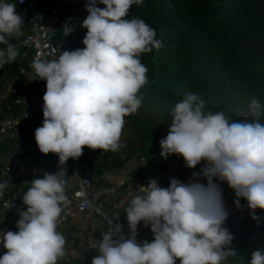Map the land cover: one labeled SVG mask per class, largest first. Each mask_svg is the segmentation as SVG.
I'll list each match as a JSON object with an SVG mask.
<instances>
[{
    "label": "clouds",
    "instance_id": "obj_1",
    "mask_svg": "<svg viewBox=\"0 0 264 264\" xmlns=\"http://www.w3.org/2000/svg\"><path fill=\"white\" fill-rule=\"evenodd\" d=\"M143 2L87 0L88 15L81 24L87 29L82 39L85 47L64 50L53 60H33L36 78L32 80L46 81L44 119L35 129V141L41 153L57 154L59 165L79 158L84 147L121 148L125 118L140 109L141 89L149 83L141 55L163 46L156 30L143 19L128 18L132 6ZM23 24L16 5L0 0V43L8 45L0 49V67L19 55L7 38L21 33ZM63 28L66 36L73 31L67 23ZM247 115L252 119L205 111L204 100L195 93L175 102L166 113L172 119L168 134L159 141L160 156L182 155L190 168L205 161L201 171L207 184L172 178L165 188L150 179L125 210L129 235L122 234L120 223L109 220L108 229L92 246L98 254L91 264H176L177 260L179 264H223L235 257L234 235L223 226L229 215L223 189L214 178L234 190L237 208L243 198L249 214L258 219L256 209L264 210V123L260 120L264 105L252 98ZM65 174L61 167L31 181L22 197L26 210H18V231L0 232V243L7 250L0 255V264H58L64 258L66 238L57 226L70 203ZM6 187L0 182V196ZM141 222L150 226L151 242L137 243ZM250 264H264V251L254 250Z\"/></svg>",
    "mask_w": 264,
    "mask_h": 264
},
{
    "label": "trees",
    "instance_id": "obj_2",
    "mask_svg": "<svg viewBox=\"0 0 264 264\" xmlns=\"http://www.w3.org/2000/svg\"><path fill=\"white\" fill-rule=\"evenodd\" d=\"M75 1L80 6L87 2ZM87 15L88 12L78 18L76 12L69 11L59 15L54 40L62 52L85 47L82 39L87 29L81 24ZM133 17L154 28L163 46L141 55V62L148 68L149 83L141 89L140 109L133 118H125L122 152L105 151L100 154L98 165H86L100 189L110 188L108 173L133 157L145 158L151 164L159 158L163 171L171 172L167 168L169 162L178 164V176L158 177L161 187H168L172 178H182L183 183L192 178L191 182L206 185L207 178L201 171L205 161L190 168L182 155L171 154L167 159L160 156L159 141L168 134L172 119L166 113L183 95L195 93L204 100L205 111H224L230 119H252L247 115L251 99L264 105V0H144L142 5L132 6L128 18ZM66 23L73 27L67 36L63 28ZM260 120L264 123V116ZM85 149L89 152L88 147ZM214 180L223 189L229 213L223 226L234 235L231 247L237 252L223 264H250L254 250L264 251V210L256 209L258 219H253L246 200L241 198L242 207L237 208L234 190L225 181ZM130 182L118 190L126 189ZM148 182L141 180L142 185ZM101 197L107 208H114L119 201V197L107 193ZM132 198L115 209L117 215L125 212ZM138 228L142 234L154 237L150 226L143 222Z\"/></svg>",
    "mask_w": 264,
    "mask_h": 264
},
{
    "label": "built area",
    "instance_id": "obj_3",
    "mask_svg": "<svg viewBox=\"0 0 264 264\" xmlns=\"http://www.w3.org/2000/svg\"><path fill=\"white\" fill-rule=\"evenodd\" d=\"M16 5V11L22 16L24 24L31 26L29 33L24 36H17V42L9 41L8 44L23 50V57L31 56L34 59L43 60L56 59L61 54L60 45L55 42L54 34L47 26L49 16L56 17L66 13L65 0H8ZM8 45L0 46V49ZM4 64L3 66L7 65ZM26 71V68H23ZM36 78L35 76L32 78ZM31 79V78H30ZM29 79V80H30ZM39 85L44 80H32ZM1 85V84H0ZM29 82H24L23 86L17 88L14 84H9L6 88L0 86V103H6L11 97L13 105L8 114L0 117V182L6 183L3 196H0V232L13 231L19 219L18 210H26V205L22 203V197L31 186V181L42 178L45 172L55 173L61 167L65 169L67 178L65 188H71L70 193H66L69 204L64 208L61 218L58 221L57 230L66 225L71 220L79 217H89L93 220H101L108 225L109 220L113 223H120L122 234L129 235V227L126 214L115 216L113 209H107L100 192L96 187L91 172L85 164V148L83 154L77 158H70L63 166L59 165V158L55 166L50 165L47 156L39 151L35 141V129L43 123V95L40 91L36 93L27 92ZM89 149V148H88ZM100 154H105L103 150L89 149L88 157L93 165L99 162ZM145 160V158H143ZM162 161L156 158L152 163V175L170 178V171H161ZM51 167L49 171L48 168ZM174 163L169 162L167 168L172 170ZM182 183L184 180L181 178ZM117 217V218H116ZM94 222V221H93ZM109 227V225H108ZM153 238L142 234L138 228L136 240L138 244L145 241L151 242ZM0 243V252H5ZM71 257L66 246V255L58 261V264H69ZM176 264H179L177 260Z\"/></svg>",
    "mask_w": 264,
    "mask_h": 264
},
{
    "label": "rangeland",
    "instance_id": "obj_4",
    "mask_svg": "<svg viewBox=\"0 0 264 264\" xmlns=\"http://www.w3.org/2000/svg\"><path fill=\"white\" fill-rule=\"evenodd\" d=\"M66 5V11L69 12H76L78 14V18H82V16L87 13V10L85 6H80L76 4L75 0H65ZM60 16L52 17L49 16L47 18V26L50 29H55L56 21H59ZM125 132L122 131L121 140L120 143H122L126 140V134H123ZM118 153L122 152V148H120ZM152 170V164L148 163L143 158L133 157L128 162L124 164L121 168H115L113 171L108 173L110 181H111V187L110 188H102L98 190L100 192V196L107 193L110 197H119V201L115 204L117 206H122L126 202V199L128 197H135L137 195L142 194V184L141 180H150V179H158L159 176L152 175L150 172ZM178 170L179 166L174 161V167L171 170V176H178ZM163 171V169H161ZM131 181L126 189L118 190V188H122L123 184L125 182ZM192 181V178L186 179L185 183H189ZM104 197V196H103ZM105 198V197H104ZM105 202V201H104ZM77 222L72 223V229L71 233L72 238L76 239L79 243L78 246L72 247V250L76 255L80 254V251H84L86 249L87 251L91 247V242L96 243L99 239V237L94 234V231H101L105 228V225L102 221H95L93 222L89 217L83 216L76 218ZM68 227V226H67ZM66 227V228H67ZM66 239V240H71ZM81 242V243H80ZM79 258V256H78ZM80 262V260H77V263Z\"/></svg>",
    "mask_w": 264,
    "mask_h": 264
},
{
    "label": "crops",
    "instance_id": "obj_5",
    "mask_svg": "<svg viewBox=\"0 0 264 264\" xmlns=\"http://www.w3.org/2000/svg\"><path fill=\"white\" fill-rule=\"evenodd\" d=\"M66 5H67V3H66ZM57 24H58V21H56L55 29H51L53 32H56ZM30 29H31V26H29L28 24H23L22 25V29H21V33L15 34V35H13L11 37H8L7 38L8 42L12 41L15 44V42H17V36L26 35L27 33H29ZM2 45H5V44L0 43V46H2ZM17 50L19 52V55L17 56L15 61H13L11 63H8L7 65H5L3 67H0V84H1L0 86L6 88L9 84L12 83V84L15 85V87L17 86V88L20 89V87L23 86L24 82H29V85L27 87V92L36 93L38 91V89H39L40 94L44 95L45 92H46V81L42 82L40 85L37 82L32 81V78L34 77V73H33L32 68H31V64L33 62V58L31 56H28L27 58H24L23 55H22V53H23L22 48L18 47ZM61 53H62V50H61ZM23 68H26L25 72L23 71ZM12 105H13L12 97L8 101H6V103H0V117L4 116L5 114H8L11 111V106ZM85 153H86V156H85V159H84L85 160V164H87V162H88L89 166H91V167L98 165L99 162L96 165H93L91 163V161H90V159L88 157V152L86 151V149H85ZM44 155L48 157V159L50 161V165L51 166H53V165L55 166V162L59 158L58 155L54 154V153H51V152L48 153V154H44ZM86 167H87L88 171L91 172V176H92V179H93L92 170L87 165H86ZM48 170L49 171L51 170L50 166H49ZM63 177L67 178V176H63ZM95 185H96V183H95ZM96 187H97V185H96ZM98 190H100V188H98ZM71 191H72L71 188H65V194L66 193H70ZM117 207H121V206L115 205L114 208H107V207L106 208L107 209H113L114 212H115V216H120L121 214H126L124 212V213H121L120 215H117V213L115 211V209ZM95 221H97V220H94V222ZM99 221H101V220H99ZM75 222H77V221L71 220L69 223H67L66 225H63V227H61L57 231L61 232L66 239H71L72 238V234H70L71 233V229H72V225L71 224L75 223ZM107 229H108V225H105V228L103 230L94 231V234H96L99 237V239H101L102 238L101 235H100L101 232H104ZM14 230L18 231V229L16 227V224L14 226ZM93 244L94 243L91 242V247L89 248L88 251L86 249H84L83 252L80 251V254L76 255L74 253V251L72 250V247L78 246L79 243L77 242L76 239L66 240V246H67L69 255L71 257V262L69 264H91V261H89V257L90 256L94 257V256H96L98 254L97 251L95 249H93V247H92ZM5 252H0V255H3ZM78 256H79V258H78ZM78 259L80 260V262L77 263Z\"/></svg>",
    "mask_w": 264,
    "mask_h": 264
},
{
    "label": "water",
    "instance_id": "obj_6",
    "mask_svg": "<svg viewBox=\"0 0 264 264\" xmlns=\"http://www.w3.org/2000/svg\"><path fill=\"white\" fill-rule=\"evenodd\" d=\"M133 116H134V114H133V115H130V116H128V117L133 118Z\"/></svg>",
    "mask_w": 264,
    "mask_h": 264
}]
</instances>
